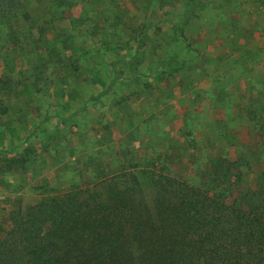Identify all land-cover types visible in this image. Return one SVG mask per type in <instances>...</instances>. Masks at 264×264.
<instances>
[{
    "label": "rangeland",
    "instance_id": "1",
    "mask_svg": "<svg viewBox=\"0 0 264 264\" xmlns=\"http://www.w3.org/2000/svg\"><path fill=\"white\" fill-rule=\"evenodd\" d=\"M11 1L6 11L13 12L0 13L7 22H0V89L8 93H0V132L20 129L40 151L24 168L0 175V238L12 211L47 192L64 193L124 167L151 197L156 162L167 158L178 179L197 186L213 159L236 160L240 147L261 140L264 104L256 105L259 115L230 114L242 103L234 89L245 84L232 73L222 81L217 72L206 77L209 63L193 60L172 36L184 30L186 18L178 17L202 11L194 0H78L66 12L55 0ZM24 81H35L34 88L21 89ZM27 101L34 113L23 109ZM251 160L249 183L263 190L264 154Z\"/></svg>",
    "mask_w": 264,
    "mask_h": 264
},
{
    "label": "trees",
    "instance_id": "2",
    "mask_svg": "<svg viewBox=\"0 0 264 264\" xmlns=\"http://www.w3.org/2000/svg\"><path fill=\"white\" fill-rule=\"evenodd\" d=\"M76 1L52 4L66 12ZM11 3L0 1V13L11 14ZM34 84L18 83L26 91ZM23 109L35 110L29 101ZM31 136L14 128L0 132V175L33 162L40 148L25 142ZM256 136L261 140L240 147V158L213 159L197 186L178 179L167 158L156 162L161 168L151 176V197L138 175L124 167L116 175L73 183L64 193L47 192L37 204L9 214V227L1 230L0 264H264V189L249 183L251 159L264 154V128Z\"/></svg>",
    "mask_w": 264,
    "mask_h": 264
},
{
    "label": "crops",
    "instance_id": "3",
    "mask_svg": "<svg viewBox=\"0 0 264 264\" xmlns=\"http://www.w3.org/2000/svg\"><path fill=\"white\" fill-rule=\"evenodd\" d=\"M200 1L194 0L203 6L202 11L193 7L186 16L178 17L186 18L179 27L184 30H172V36L194 53L193 60L209 63L206 77L217 72V80L222 81L232 73L239 77L237 85L245 84L242 89L235 87L242 103L234 104L230 114L259 115L256 105L264 104V0ZM249 100L255 102V112Z\"/></svg>",
    "mask_w": 264,
    "mask_h": 264
}]
</instances>
